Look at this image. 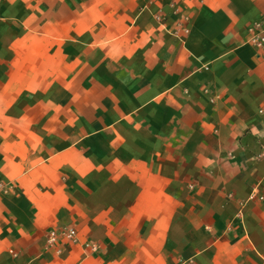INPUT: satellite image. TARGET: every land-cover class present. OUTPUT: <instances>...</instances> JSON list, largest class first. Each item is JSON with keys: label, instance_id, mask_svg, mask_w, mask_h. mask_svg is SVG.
<instances>
[{"label": "crops", "instance_id": "crops-1", "mask_svg": "<svg viewBox=\"0 0 264 264\" xmlns=\"http://www.w3.org/2000/svg\"><path fill=\"white\" fill-rule=\"evenodd\" d=\"M255 37L264 0H0V264H264Z\"/></svg>", "mask_w": 264, "mask_h": 264}, {"label": "built area", "instance_id": "built-area-1", "mask_svg": "<svg viewBox=\"0 0 264 264\" xmlns=\"http://www.w3.org/2000/svg\"><path fill=\"white\" fill-rule=\"evenodd\" d=\"M262 42H264V38L262 37H255L253 39V43L256 44L257 46H261ZM57 236H62L68 241H75L76 240V230L73 227L70 226H65L60 228L59 230H51L47 234V242L48 243H53L56 240ZM95 248V246H92Z\"/></svg>", "mask_w": 264, "mask_h": 264}, {"label": "rangeland", "instance_id": "rangeland-1", "mask_svg": "<svg viewBox=\"0 0 264 264\" xmlns=\"http://www.w3.org/2000/svg\"><path fill=\"white\" fill-rule=\"evenodd\" d=\"M2 99L0 98V101H1ZM1 104V103H0ZM6 111L7 110H4V109H2V108H0V120L3 118V117H5L6 116ZM15 159H17V158H15ZM20 160V158H18V161Z\"/></svg>", "mask_w": 264, "mask_h": 264}]
</instances>
